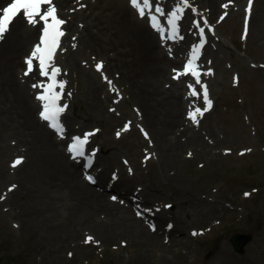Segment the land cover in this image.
<instances>
[{
	"label": "rangeland",
	"instance_id": "obj_1",
	"mask_svg": "<svg viewBox=\"0 0 264 264\" xmlns=\"http://www.w3.org/2000/svg\"><path fill=\"white\" fill-rule=\"evenodd\" d=\"M120 1L138 17L127 0ZM236 1L227 12H223L221 0L216 12L210 2H198L205 11L196 15L190 9L182 22L186 38L191 31L194 39V16L207 14L216 26L202 59L203 67L214 69L209 81L215 105L198 123L188 116L199 102L194 97L187 109L184 97L180 123L167 125L170 107L164 104L156 119L145 116L128 87L115 82L106 68L97 71L96 62L102 60L96 57L106 58L89 54V48L79 49L84 17L76 18L78 31L66 28L57 57L67 87L65 121L72 134L99 129L91 142V147L99 150L94 171L101 183L114 190L97 185L94 189L102 198L95 197L94 202L100 199L99 204H71L65 191L53 185L59 172L55 157L33 158L28 151L31 145L27 140L38 145L35 140L41 138L26 129L21 136L19 126L0 111V170L9 175L0 183V196L5 197L0 199V264H264V68L259 66L264 63V0L256 1L244 41L246 0ZM107 2L88 0L85 14L101 11ZM224 13L226 18L220 20ZM254 16L260 26L252 32ZM38 32L39 28L31 43L37 42ZM186 38L182 44H165L176 47L187 41L189 49L194 39ZM77 45L72 56L70 48ZM181 45L178 55L183 58L178 59L177 67L171 66L167 80H173V70L188 57V50ZM33 46L29 44L21 58ZM23 67L19 79L29 84L36 99L33 85L37 76L22 75ZM72 67L100 73L104 81L100 99L83 89L86 81L78 70L73 73ZM103 76L113 82L116 91ZM176 82L183 85V95H189L187 78ZM164 85L168 88L172 81ZM39 109L40 105L36 118ZM126 124L130 129L125 131ZM53 137L57 139L54 132ZM64 140L62 148L67 151ZM16 157L23 161L12 167ZM82 179L90 185L83 174ZM11 185L16 187L8 191ZM134 196L152 207L157 230L135 214ZM168 223H174L171 231L166 228ZM236 233L253 235L243 252L232 242ZM88 236L93 239L86 242Z\"/></svg>",
	"mask_w": 264,
	"mask_h": 264
},
{
	"label": "bare ground",
	"instance_id": "obj_2",
	"mask_svg": "<svg viewBox=\"0 0 264 264\" xmlns=\"http://www.w3.org/2000/svg\"><path fill=\"white\" fill-rule=\"evenodd\" d=\"M83 1L84 3L81 4ZM206 1L212 4L214 12L220 9L218 0H192L195 4ZM3 2L5 0H0V6ZM54 2L60 5L59 14L66 19L69 29L78 31L76 29L79 25L74 24L76 18L82 15L85 19V23L80 27L83 28L81 48L79 45L71 47L72 56L75 55L73 50L78 48L81 51L89 48V54L95 57L104 56L106 59L96 58L103 61L104 69H107L115 82L119 80L122 87L129 88L145 116L156 119V112L160 111L161 107L165 109V106H161L164 104L170 107L166 110L169 118L166 120L167 125L171 126L174 122H181V112L185 103L181 91L183 85L169 79L172 85L166 88L164 83L169 81L167 80L169 69L177 67L178 59L183 57L180 54L177 57H170L165 44H162L145 20L137 18L131 8L120 0H109L108 4L102 6L101 11H95L94 14L92 11L90 14H85V9L89 7L88 0H54ZM170 3L165 1L163 6L168 7ZM227 4L229 5V2ZM93 5L95 4L91 7H94ZM199 8L203 9V7ZM157 15L161 26L167 29V19L165 20L167 12L164 16ZM252 22L253 32L254 27L259 28L260 20L254 16ZM37 28L38 24L36 26L28 24L24 15L17 16L11 23L9 33L6 32L7 34L5 33L0 41V111L8 114L13 124L19 126L17 130L21 136H23L21 131L26 129L41 138L35 140L38 145L27 140L31 145L28 151L33 158L55 157L54 161H56L59 172L53 185L65 191L67 201L69 200L73 205L78 204L80 207L99 204L100 199L97 202L94 200L95 197L102 198V195L95 191L94 186L85 185L78 165L69 159L67 151L62 148L65 140L55 139L53 131L45 126L39 116L36 118L35 110L40 105V101L34 98L29 84L22 83L19 79V68L25 62V57L21 58V56L27 52L29 44H34L31 42ZM192 39L193 34H190L189 40ZM183 48L186 51L188 43H185ZM75 70H78L86 81L83 89L92 92L95 100L100 99L99 95L104 91V81L100 73L93 70L87 71L81 67H72L73 73ZM201 78L210 82L206 77V71ZM106 95L110 97L109 92ZM101 99L105 100V96ZM159 133L161 134L162 131ZM21 136L20 140L25 143ZM8 178L6 171L0 170V183Z\"/></svg>",
	"mask_w": 264,
	"mask_h": 264
},
{
	"label": "snow or ice",
	"instance_id": "obj_3",
	"mask_svg": "<svg viewBox=\"0 0 264 264\" xmlns=\"http://www.w3.org/2000/svg\"><path fill=\"white\" fill-rule=\"evenodd\" d=\"M129 3L133 9L136 10L140 18H145L147 16L148 21L151 27L160 33L161 40L169 39L175 40L177 38L183 39L184 37L179 34V21L183 18L186 9H191L192 12H195L196 9L192 7L189 0H179L175 6L167 12V24L168 28L165 29L161 26L159 16L165 15V9L161 7L158 3L155 4L153 0H129ZM253 0H248V6L246 9L247 13L252 11ZM83 7V5H81ZM224 8L228 7V4L223 5ZM21 12L27 21L28 24L36 26L37 23L42 22L41 35L39 37V42L36 43L29 54L25 58L26 71L24 75H28L34 69V61L39 63V72L40 75L48 78L47 83L34 84V88H42L43 91L39 92L36 96V99L41 102V110L39 115L42 120L48 122V126L53 129L59 136H63L66 129L61 120L62 114L66 111L68 105L66 103L61 104V99L63 96V90L65 88L66 82L63 80H57V76L61 72V69L55 65L54 57L56 51L60 46V38L65 34L62 31V25L66 23L64 19L59 18L57 6L54 4L53 0H10L2 9H0V39H3L5 33L9 30L11 22L16 18ZM227 15V13H225ZM38 18V19H37ZM224 16L220 17V20H223ZM196 28L199 31V43L193 45L190 53V58L187 59V62L183 66V71L173 70L175 75L174 79H179L184 75L191 74L195 78V84L200 85L202 88V96L204 107L201 109L199 107L195 108L194 111H189L188 116L194 122L198 123L197 116H203V114L209 111L213 102L209 98L208 87L206 84H201V72L199 71V66L197 60L199 59L201 49L206 43L205 38V27L200 25V21H193ZM204 25L208 24L207 19L203 20ZM247 17L245 19V37L247 34ZM168 32L167 37H165V32ZM169 54L171 50L169 49ZM98 71L103 70V61L97 62L95 65ZM50 69V71H49ZM209 73L211 69L208 70ZM107 81L110 88L113 91H116L113 82L103 76ZM191 89L189 95L197 96L199 93L193 84L188 85ZM57 88L59 91H57ZM70 96L71 93H68ZM129 125H125V131L128 130ZM143 131V129H141ZM98 131V130H97ZM95 133H85L81 136H74L72 142L68 146V151L72 155L73 159L78 157L85 156V148L89 142V137ZM119 136L120 133L118 132ZM144 135L147 137L148 133L144 132ZM93 152L91 156H94ZM191 155V153H189ZM91 156L89 157V163L91 162ZM23 161V157H18L13 161L12 167L20 165ZM90 182L93 181L91 175L87 176ZM16 185H11L8 191H12ZM245 195H248L247 193ZM5 197L0 196V199ZM115 200L116 197H113ZM93 238L88 236L87 241H91Z\"/></svg>",
	"mask_w": 264,
	"mask_h": 264
},
{
	"label": "water",
	"instance_id": "obj_4",
	"mask_svg": "<svg viewBox=\"0 0 264 264\" xmlns=\"http://www.w3.org/2000/svg\"><path fill=\"white\" fill-rule=\"evenodd\" d=\"M253 235L252 234H240V233H236L233 235L232 237V242L235 246V248L238 251L243 252L244 250V246L247 245L248 243H250L252 241Z\"/></svg>",
	"mask_w": 264,
	"mask_h": 264
}]
</instances>
